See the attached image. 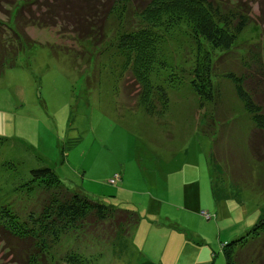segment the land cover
Returning <instances> with one entry per match:
<instances>
[{
  "label": "rangeland",
  "instance_id": "374dc122",
  "mask_svg": "<svg viewBox=\"0 0 264 264\" xmlns=\"http://www.w3.org/2000/svg\"><path fill=\"white\" fill-rule=\"evenodd\" d=\"M222 1H240L252 24L213 63L217 103L204 101L200 107L189 76L179 68L162 70L151 77L169 100L158 116L138 106L139 83L129 67L123 69L121 57L110 60L106 38L81 39L71 22L38 26L24 23L27 12L18 16L32 48L19 53L18 65L0 76V209L8 207L21 217L29 211L37 214L59 190L51 179L26 184L30 170L42 167L51 168L71 193L118 207L130 202L149 208L146 216L140 214L139 228L130 231L125 216L132 206H120L128 208L125 213L117 209L114 219L62 232L57 244L44 248L34 261L24 259V264H70L69 256L79 264H135L144 258L140 253L145 242V255L158 259L155 253L162 252L165 263L177 264L173 248L178 243L164 239L175 235L202 243L182 255L225 264L222 245L244 235L264 211V140L257 138L224 77L228 71H244L242 56L261 41L264 0ZM0 19L12 17L0 13ZM115 25L107 21L104 30ZM183 34L182 29L172 36ZM11 35L6 32L4 37ZM173 40L175 49L181 47ZM183 46L179 62L187 67L192 51ZM46 182L52 186L47 188ZM211 182L225 189L234 185L239 201L216 202ZM186 192L196 199L193 210L183 208ZM123 230L125 246L118 238ZM5 254L0 247V264H16V256L11 260Z\"/></svg>",
  "mask_w": 264,
  "mask_h": 264
},
{
  "label": "trees",
  "instance_id": "16d2710c",
  "mask_svg": "<svg viewBox=\"0 0 264 264\" xmlns=\"http://www.w3.org/2000/svg\"><path fill=\"white\" fill-rule=\"evenodd\" d=\"M242 8L240 1L228 4L222 0H0V13L12 17L10 21L0 19V76L5 69L18 65L19 53L32 48L19 28L24 24L18 16L27 12L26 24L48 26L71 22L73 31L81 39L97 42L106 38L113 53L110 60L114 63L121 57L123 69H131L139 83L136 93L138 106L150 115L158 116L168 107L165 88L151 80L162 70L179 68L184 77L189 76V83L199 96L200 107L204 101L217 103L220 96L213 76L218 74L213 70V63L232 50L242 32L252 24L249 10L243 11ZM110 20L116 21V25L106 32L104 25ZM261 22L264 24V20ZM182 29L185 34L181 37L172 36ZM6 32L12 34L10 39L4 37ZM172 40L181 47L178 45L179 48L175 49L174 43H170ZM183 44L192 51L187 67L180 66L179 62ZM143 51L145 55H142ZM246 54L241 58L244 71L240 74L228 71L224 77L232 83L254 125L257 138L264 140V34L259 43L248 48ZM141 61L142 66L139 65ZM50 179L59 190L48 198V204L44 203L37 214L29 211L21 217L8 207L0 209V247L6 253L5 257H17L16 264H24V259L34 261L44 248L57 244L62 232L114 219L115 210L125 213L128 208L124 207H129L127 203L118 207L83 193H71L49 167L31 169L26 184L29 186L31 182ZM49 185L50 182L45 183L47 188ZM211 188L216 202L239 201L234 185L225 189L211 182ZM131 208L127 210L129 214H125L131 221L130 231L140 220L137 210ZM117 219L119 225L120 219ZM124 235L126 232L123 230L118 237L120 244H123ZM222 253L225 264H264V211L244 235L223 244ZM68 258L70 264H79L77 258Z\"/></svg>",
  "mask_w": 264,
  "mask_h": 264
},
{
  "label": "crops",
  "instance_id": "0c3cea01",
  "mask_svg": "<svg viewBox=\"0 0 264 264\" xmlns=\"http://www.w3.org/2000/svg\"><path fill=\"white\" fill-rule=\"evenodd\" d=\"M190 195L191 196V204L189 203V200H190ZM185 204H183V208H185L186 210H193L195 209V205H197V202H196V199L193 195L192 192H186L185 193ZM128 205L134 207L137 212L139 213V215L141 213H144V216H146V214L149 212V208H145V207H142L138 204H134V203H130V202H126ZM140 221L138 222V224L135 226V229L136 228H139L140 227ZM168 238V241L171 240L172 242L175 241V243H178V247L177 249L176 248H173L175 254H176V263L177 264H209V261L207 259L205 260H196V258L192 257V256H184L182 255V252L184 251H190L192 249H195L197 246H200L202 243L201 241H199L198 239H192L190 238L188 235H185L184 237H181V236H173V237H166L164 238L165 240ZM148 244L147 242H145V246L144 248L142 249L140 255H143L144 258L142 260H139L137 261L135 264H171V261L169 260L167 263H165L163 261V256H164V253L162 252H156L155 253V256L158 257L157 258H154L152 256H147L145 255V253L147 252L146 249L148 248ZM138 251L140 252V250L138 249ZM181 259V260H180Z\"/></svg>",
  "mask_w": 264,
  "mask_h": 264
},
{
  "label": "built area",
  "instance_id": "2783aa9c",
  "mask_svg": "<svg viewBox=\"0 0 264 264\" xmlns=\"http://www.w3.org/2000/svg\"><path fill=\"white\" fill-rule=\"evenodd\" d=\"M118 178V176H116V179ZM116 179L115 178H113V179H111V183H115L116 182ZM201 214H203L204 216H206V217H208V214L206 213V212H201Z\"/></svg>",
  "mask_w": 264,
  "mask_h": 264
}]
</instances>
